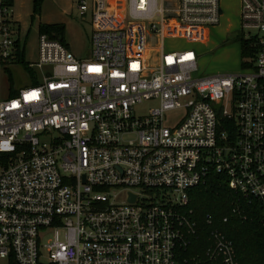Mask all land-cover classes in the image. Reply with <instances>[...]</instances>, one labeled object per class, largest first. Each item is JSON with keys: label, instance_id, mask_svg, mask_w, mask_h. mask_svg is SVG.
Returning a JSON list of instances; mask_svg holds the SVG:
<instances>
[{"label": "built area", "instance_id": "built-area-1", "mask_svg": "<svg viewBox=\"0 0 264 264\" xmlns=\"http://www.w3.org/2000/svg\"><path fill=\"white\" fill-rule=\"evenodd\" d=\"M76 10L90 15L89 56L39 35L28 65L37 83L14 96L1 94L16 38L0 11V264H187L199 234L189 192L212 175L264 217V0H240L254 53L231 74L200 75L193 49L163 46L206 44L220 0H80ZM204 258L239 264L217 229Z\"/></svg>", "mask_w": 264, "mask_h": 264}, {"label": "rangeland", "instance_id": "rangeland-1", "mask_svg": "<svg viewBox=\"0 0 264 264\" xmlns=\"http://www.w3.org/2000/svg\"><path fill=\"white\" fill-rule=\"evenodd\" d=\"M32 1L21 0V3H19L15 18L16 31H13L15 38L19 40V44L23 48L25 62L34 63L37 61L39 45L37 27L39 23L48 25L63 24L65 27L63 43L69 51L78 59L89 56V35L91 33L89 14L81 18L76 10V2H74L73 7L68 6L62 9L52 1L44 0L39 16L33 17ZM92 1L85 0L89 7ZM220 7L222 12L220 24L211 29L206 44L186 43L182 39H166L163 44L166 51L171 49H193L198 55L197 68L200 75L231 74L241 70L240 43L235 38L240 34V0H220ZM11 11L12 9L9 11V20ZM147 43L151 48L150 65L156 64V49L159 43L152 36L147 37ZM8 68L12 77L13 90L18 91L32 84L26 72L14 61L8 64ZM9 87L8 75L3 70L1 74V94L5 95L6 90L9 91ZM154 105L153 103H146L138 107L137 114L145 115ZM177 114H180V112H177Z\"/></svg>", "mask_w": 264, "mask_h": 264}, {"label": "trees", "instance_id": "trees-1", "mask_svg": "<svg viewBox=\"0 0 264 264\" xmlns=\"http://www.w3.org/2000/svg\"><path fill=\"white\" fill-rule=\"evenodd\" d=\"M43 1L33 0V17L39 16ZM12 8L13 0H0V11H10ZM2 23L16 31V23L11 22L8 16H2ZM64 30L63 24L39 23L37 27L38 35L46 34L61 43H63ZM235 38L240 43V66L246 68L247 60L254 53L251 41L243 39L241 34ZM14 45L16 49L14 62L26 72L31 83L36 84V74L29 68V63L25 62L23 48L18 39L15 40ZM4 72L8 75L10 82L9 95L14 96L17 91L12 89L9 68L5 67ZM235 205H240L244 218L243 215L240 217L232 212ZM189 206L198 223L199 234L197 240L185 251L184 257L187 264H193L198 259L201 261L200 264H210L204 258V250L208 246V232L211 229L219 230L232 242L239 264H264V217L256 201L238 199L228 190L226 184L221 182L218 175H212L207 182L189 192ZM208 220L210 225L207 224Z\"/></svg>", "mask_w": 264, "mask_h": 264}, {"label": "crops", "instance_id": "crops-1", "mask_svg": "<svg viewBox=\"0 0 264 264\" xmlns=\"http://www.w3.org/2000/svg\"><path fill=\"white\" fill-rule=\"evenodd\" d=\"M25 1L28 2L29 0H25ZM30 1H32V0H30ZM49 1H52L57 7L62 8V9L66 8L68 6L73 7V5L75 4L74 2H76V4L78 2L75 0H49ZM19 3H21V0H13V8H12L11 15H10V21L13 23H16L15 18H16L17 13H18L17 8H18ZM209 36H210V33L208 34L207 41L209 39ZM207 41H206V43H207Z\"/></svg>", "mask_w": 264, "mask_h": 264}]
</instances>
